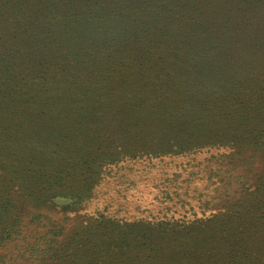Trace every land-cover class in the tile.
I'll list each match as a JSON object with an SVG mask.
<instances>
[{
	"label": "trees",
	"instance_id": "trees-1",
	"mask_svg": "<svg viewBox=\"0 0 264 264\" xmlns=\"http://www.w3.org/2000/svg\"><path fill=\"white\" fill-rule=\"evenodd\" d=\"M261 89L264 0H0V246L21 209L85 199L132 123L177 121L192 148L264 145ZM260 193L239 224L149 237L142 257L119 232L75 243L133 264H264Z\"/></svg>",
	"mask_w": 264,
	"mask_h": 264
},
{
	"label": "rangeland",
	"instance_id": "rangeland-1",
	"mask_svg": "<svg viewBox=\"0 0 264 264\" xmlns=\"http://www.w3.org/2000/svg\"><path fill=\"white\" fill-rule=\"evenodd\" d=\"M257 91V97L264 95V89ZM149 121L125 126L128 140L113 135L114 147L100 160L98 180L85 199L59 197L21 209L10 222L16 224L15 233L0 246V264H40L49 249L46 264H133L115 255L102 260L99 250L79 249L75 238L82 240L90 232L99 236L119 232L142 257L147 252L144 244L157 248L149 237L205 234L211 225L219 231L225 223L239 224L238 211L263 199L264 145L255 149L239 145L192 148L185 142L186 134L178 135L179 122ZM199 121L206 122L199 118L186 125ZM260 126L264 130V124ZM122 142L126 145H117ZM259 206L263 208L264 203ZM261 222L257 231L264 232Z\"/></svg>",
	"mask_w": 264,
	"mask_h": 264
}]
</instances>
